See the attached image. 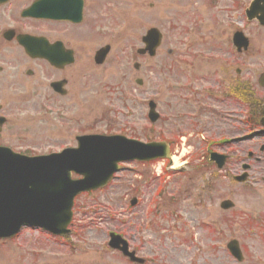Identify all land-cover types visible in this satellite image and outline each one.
I'll return each mask as SVG.
<instances>
[{
	"label": "rangeland",
	"instance_id": "374dc122",
	"mask_svg": "<svg viewBox=\"0 0 264 264\" xmlns=\"http://www.w3.org/2000/svg\"><path fill=\"white\" fill-rule=\"evenodd\" d=\"M152 2L132 0L124 20L116 22L112 61L100 72L98 95L82 101L81 116L89 123L102 118L114 129L127 123L128 127L132 125L134 137H174L178 142L172 153L173 162L130 166L110 188L80 197L76 205L88 209L85 222L93 220L95 223L90 228H86V224L85 230L80 228L73 246L60 247L47 237L35 240L24 234L20 242L0 245V251L3 250L0 264H127L106 243L109 231L127 232L128 227L122 222L129 219L122 209L131 208L129 200L134 194L142 195L137 191L143 181L141 176L153 184L143 190L146 191L143 197L147 193L145 199L151 198L148 208L153 223L145 226L141 214L135 224L141 225L150 253L156 254L159 246L172 253L176 264H264V149H261L264 139H247L250 132H243L242 125L236 121L220 124L212 111L217 107L226 109L231 103L215 100V97L210 101L207 97L200 98L206 92L197 98L194 89H200L205 82H189L192 91L187 86L182 91V84L186 82L184 75L194 81L207 72L212 80L208 82L210 90L218 89L223 94L220 86L225 89V81L220 80L226 78L230 82L237 66L246 69L245 77L252 67L259 73L264 70V29L257 22H248L245 16L252 0H164L159 6L164 8L161 20L151 13ZM152 27H157L164 35L157 57L129 60L136 54L135 50L142 47V36ZM238 30L251 42L249 53L243 57L237 56L232 45L233 34ZM185 46L196 48L186 49ZM168 49L174 50V54ZM200 55H205L206 59ZM227 60L234 64L226 66ZM135 61L145 66L136 71ZM198 62H203L199 70L195 67ZM191 97L195 99L191 101ZM150 100L157 103L158 111L166 116L168 124L161 122L162 126L157 124L152 129L148 117L145 120L144 106ZM199 107L208 112H201ZM198 110L199 115H193ZM227 133L230 143L212 149L229 156L227 165L220 171L209 163V158L202 160L208 149L203 140L209 144L210 140H219ZM33 134V138L29 137L33 152L47 153L58 146L54 141L43 140L44 134L38 131ZM59 139L68 140V135ZM249 152L254 154L252 160ZM243 161L251 170L248 183L241 185L234 182L233 177L242 173ZM197 166L201 167L199 172L195 170ZM180 167L189 170L184 173L176 170ZM158 173L164 179L155 178ZM132 179L137 180L134 187H131ZM158 188L160 190L156 191ZM226 199L235 203L234 210H221L220 204ZM95 208L99 209L94 212ZM79 218L82 219L81 214ZM105 219L112 223L100 225ZM231 240L240 243L244 254L242 263L231 258L226 249ZM174 246L178 250L169 249Z\"/></svg>",
	"mask_w": 264,
	"mask_h": 264
},
{
	"label": "flooded vegetation",
	"instance_id": "af4514ba",
	"mask_svg": "<svg viewBox=\"0 0 264 264\" xmlns=\"http://www.w3.org/2000/svg\"><path fill=\"white\" fill-rule=\"evenodd\" d=\"M152 1L149 5L151 13L161 20L164 8L159 6L164 0ZM131 2L0 0V147L27 150L31 148L29 137L33 138L36 131L44 134L43 140L58 143L57 148L74 147L80 136L119 134L130 139L139 138L133 136V127H128L127 123L114 129L102 118L89 123L81 116L82 101L97 96L100 91L97 83L100 72L107 69L114 55L116 22L124 20L126 8L131 9ZM104 48L109 49L108 54L102 60L98 59V53ZM243 55L245 53H241ZM237 72L239 78L235 80L233 77L230 82L226 79V88L220 86L224 91L223 96L217 95L215 100L229 99L230 92L237 90L236 105L231 103L228 107L233 109L236 106L238 110L242 107L245 110L255 105L254 98L260 92L259 79L253 73L245 77L241 69H237ZM204 80L206 86L209 78L198 81ZM117 89L121 90V87ZM246 90L252 104L245 100ZM210 94L209 91L200 98L211 99ZM194 99L191 97V101ZM144 108L147 111L146 120L147 105ZM227 110L221 107L212 113L215 119L222 122L223 113ZM161 122L168 124L162 113L157 124ZM45 124L47 127L44 128ZM74 124L77 126L74 127ZM62 128L67 131H60ZM65 135H68V140L59 139V136ZM43 142L41 140L39 143ZM132 165L147 164L133 162ZM137 209L128 210L126 239L131 251L145 264H176L172 253L160 248L155 255L156 260L148 257L152 253L147 250L142 232L135 225L140 218Z\"/></svg>",
	"mask_w": 264,
	"mask_h": 264
},
{
	"label": "water",
	"instance_id": "95a60500",
	"mask_svg": "<svg viewBox=\"0 0 264 264\" xmlns=\"http://www.w3.org/2000/svg\"><path fill=\"white\" fill-rule=\"evenodd\" d=\"M246 15L264 26V0H255ZM235 44L248 46L242 34L235 37ZM151 108L150 118L155 121L154 105ZM87 140L80 139L78 149L47 158L29 159L0 149V233L9 235L22 225L35 223L65 230L74 196L101 186L117 163L169 157V148L162 144L145 145L120 138ZM72 172L84 179L72 181ZM230 249L241 257L236 243Z\"/></svg>",
	"mask_w": 264,
	"mask_h": 264
}]
</instances>
